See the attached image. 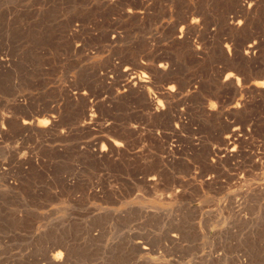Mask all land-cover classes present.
Instances as JSON below:
<instances>
[{
  "label": "rangeland",
  "instance_id": "obj_1",
  "mask_svg": "<svg viewBox=\"0 0 264 264\" xmlns=\"http://www.w3.org/2000/svg\"><path fill=\"white\" fill-rule=\"evenodd\" d=\"M263 39L264 0H0V264H264Z\"/></svg>",
  "mask_w": 264,
  "mask_h": 264
},
{
  "label": "bare ground",
  "instance_id": "obj_2",
  "mask_svg": "<svg viewBox=\"0 0 264 264\" xmlns=\"http://www.w3.org/2000/svg\"><path fill=\"white\" fill-rule=\"evenodd\" d=\"M248 3V2H247ZM246 3V4H247ZM249 3H251V2H249ZM253 4H255L254 2H253ZM244 6V5H243ZM254 6V5H253ZM250 7H252V5L250 6ZM242 8V7H241ZM254 8V7H253ZM143 10V9H142ZM251 10V9H250ZM133 11H135V10H133ZM144 12V11H143ZM131 12L130 11H128V15L130 14ZM143 14V13H142ZM245 14V13H244ZM249 14V13H248ZM248 14H246V16L248 15ZM195 15H197V14H195ZM132 16V15H131ZM137 16V15H136ZM139 16V15H138ZM143 16V15H142ZM249 16V15H248ZM250 16H251V14H250ZM253 16V15H252ZM185 19H186V17H185ZM226 19V18H225ZM229 19V18H228ZM234 19V18H233ZM236 19V18H235ZM189 21V20H188ZM184 22V21H183ZM193 22H195L194 20H193ZM198 22V21H197ZM238 22H240V21H238ZM248 23V22H247ZM192 24H194V23H192ZM244 24V23H243ZM190 26H191V24H190ZM235 26V25H234ZM194 27V26H193ZM181 29V28H180ZM194 29V28H193ZM238 31V30H237ZM256 31V30H255ZM183 33V32H182ZM181 33V34H182ZM257 33V32H256ZM174 34V33H173ZM184 34V33H183ZM189 34V33H188ZM192 34V33H191ZM183 36V35H182ZM252 36V35H251ZM255 36V35H254ZM259 36V35H258ZM191 37V36H190ZM210 37V36H209ZM206 38V37H205ZM210 39V38H209ZM113 40V39H112ZM176 40V39H175ZM264 40V39H263ZM185 41V40H184ZM245 41V40H244ZM260 42V41H259ZM249 43V42H248ZM245 44H246V42H245ZM231 46V45H230ZM258 45H256V43L255 42H251L250 41V43L249 44H247L246 46H245V49H244V52H242L243 54H244V58L246 59V61H252V60H254V57H255V54L257 53V49H258V47H257ZM263 46V45H262ZM264 47V46H263ZM237 49V48H236ZM230 51V50H229ZM235 52H237V50L235 51ZM198 53V52H197ZM235 54V53H234ZM258 54V53H257ZM236 55H238V54H236ZM240 55V54H239ZM235 56V55H234ZM236 57V56H235ZM239 57V56H238ZM2 59V58H1ZM238 59V58H237ZM261 59V58H260ZM3 60V59H2ZM2 60H0V66H2L3 64H5V63H1L2 62ZM240 60V59H239ZM241 61V60H240ZM242 61H243V59H242ZM257 61V58H256V60H255V62ZM255 65V64H254ZM159 69H164V65H159V66H157ZM262 70V72H261V75L262 76H264V68L263 69H261ZM128 72H130V71H128ZM128 72H126V75L128 74V75H130V73H128ZM239 73V72H238ZM133 74V73H132ZM124 75H125V72H124ZM131 76V75H130ZM128 77V76H127ZM141 77H144V76H141ZM234 77V76H233ZM130 78V77H129ZM231 78H232V75H227L225 78H224V81H230V82H232V80H231ZM246 78V77H245ZM241 79V78H240ZM145 80V79H144ZM236 80H234V82H235ZM130 84H132L133 86L134 85H139V84H141L142 82H144V81H142V80H140L138 77H134V76H132L131 78H130ZM128 82V83H129ZM246 82V81H245ZM145 83V82H144ZM143 83V84H144ZM147 83H149V82H147ZM197 83V82H196ZM238 82H236V84H237ZM263 83H264V81H263ZM151 84V83H150ZM168 84V83H167ZM169 85V84H168ZM168 85H165V86H168ZM227 85V84H226ZM225 85V86H226ZM142 86V85H141ZM236 86V85H235ZM238 86V85H237ZM236 86V87H237ZM148 87H150V85L148 86ZM264 87V86H263ZM139 88H142V87H139ZM171 88H174V87H167V92H169V94H170V92L172 91V89ZM251 88V87H250ZM121 88H119V90H120ZM151 89H152V87H151ZM175 89V88H174ZM228 89V88H227ZM234 89V88H233ZM232 89V90H233ZM245 89V88H244ZM127 90V89H126ZM140 90V89H139ZM142 90V89H141ZM147 90V89H146ZM150 90V89H149ZM153 90V89H152ZM151 90V91H152ZM165 90V91H166ZM236 90V89H235ZM118 91V90H117ZM157 91V90H156ZM159 91H161V90H159ZM173 91H175V90H173ZM130 92V91H129ZM141 92V91H140ZM158 92V91H157ZM226 92V91H225ZM233 92V91H232ZM84 93V92H83ZM131 93V92H130ZM166 93V92H165ZM128 94V93H127ZM142 94V93H141ZM151 94V93H150ZM220 94V93H219ZM82 95L83 94H79V93H76V94H72V95H70L69 94V99H75L76 97H82ZM130 95V94H129ZM139 95V94H138ZM151 95H153V93L151 94ZM150 95V96H151ZM156 95V94H155ZM159 95V94H158ZM236 95V94H235ZM141 96V95H140ZM146 96V95H145ZM148 96V95H147ZM163 96V95H162ZM242 96V95H241ZM128 97V96H127ZM137 97H139V96H137ZM136 97V98H137ZM153 97V96H152ZM155 97V96H154ZM157 97V96H156ZM164 97V96H163ZM169 97V96H168ZM172 97V96H171ZM85 98L86 97H84V100H85ZM77 99V98H76ZM75 99V100H76ZM78 99H80V98H78ZM77 99V100H78ZM81 99H83V98H81ZM138 99V98H137ZM141 99V98H140ZM140 99L138 100V101H140ZM156 99H158V98H156ZM159 99H161V96L159 97ZM249 100V99H248ZM87 102V101H86ZM137 102V101H136ZM236 102V101H235ZM238 102V101H237ZM243 102V101H242ZM86 104V103H85ZM236 104V103H235ZM238 104V103H237ZM240 104V103H239ZM87 105V104H86ZM85 105V107L83 108V120H84V122H83V124L84 125H88V124H90L93 120H94V118H93V114L91 115L90 113L92 112L90 109H88V105L86 106ZM211 105V104H210ZM145 106V109L148 111V113H149V115H150V117L151 116H159V114H161L162 116H164V118H165V113H161L162 112V110H163V107L161 106V104L158 102V101H156L154 98H151V97H143V107ZM165 106V105H164ZM171 106V105H170ZM240 106V105H239ZM169 107V106H168ZM213 107V106H212ZM90 108V107H89ZM92 109V108H91ZM144 109V110H145ZM166 109V108H165ZM168 109V108H167ZM170 109H171V107H170ZM207 109H209V108H207ZM52 110V109H51ZM91 112H90V111ZM93 110V109H92ZM232 110V109H231ZM234 110H237V108L236 109H234ZM170 111V110H169ZM51 112V111H50ZM168 112V111H167ZM167 112H166V114H167ZM54 114H55V112H53ZM52 113V114H53ZM171 113H174L175 114V112H173V110H172V112ZM184 114V113H183ZM208 115V114H207ZM210 115V114H209ZM208 115V116H209ZM211 116V115H210ZM209 116V117H210ZM213 116V115H212ZM211 116V117H212ZM176 117H178V116H176ZM185 117V116H184ZM214 117V116H213ZM246 117V116H245ZM46 118V117H45ZM164 118L162 119V120H164ZM168 118V117H167ZM222 118V117H221ZM227 118V117H226ZM175 119V118H174ZM2 120H4V119H2ZM45 120V119H44ZM168 120H170V117H169V119ZM184 120V119H183ZM213 120V119H212ZM211 120V121H212ZM34 122L35 121H33L32 119H23L22 121H21V126L23 127V128H29V127H31V126H33L34 125ZM54 122H55V120H54V115L53 116H50L48 119H46V125H49V127L48 128H50V126H54ZM158 122H159V120H158ZM165 122H166V120H165ZM171 122V121H170ZM247 122V121H246ZM4 123V122H3ZM36 124V123H35ZM56 124V123H55ZM92 124V123H91ZM90 124V125H91ZM161 124V123H160ZM177 126H179V121L177 122ZM183 124V123H182ZM197 124V123H196ZM82 125V124H81ZM180 125H181V122H180ZM4 126V125H3ZM35 126V125H34ZM37 126H39V125H37ZM45 127V126H44ZM85 127V126H84ZM89 127V126H88ZM48 128H45V129H48ZM54 128V127H53ZM133 130H136L137 131V125L136 126H132L131 127ZM175 128V127H174ZM180 128V127H179ZM241 128V127H240ZM4 129V127H2L1 128V131ZM237 129V128H236ZM236 129H234V130H232L229 134H227V136H225L224 137V139H222L223 140V147L222 148H220V149H216L215 151H214V149L213 150H211L209 153H211L210 154V156L211 155H215L216 157L218 156V155H220V154H222L223 156H225V157H230V156H234L237 152V150L235 149L236 147H238L240 144V142L238 143V146L236 145V143H237V141L239 140L238 138V135H237V133H238V129L236 130ZM141 130V129H140ZM240 131H242L241 129H239V132ZM176 133V132H175ZM240 133H242V132H240ZM239 133V134H240ZM116 136V135H115ZM120 136V135H119ZM113 140H115V138L113 139ZM171 143V142H170ZM114 147H115V149L117 148V149H120V147H121V142L119 141H113L112 143H111ZM127 144V143H126ZM124 145V144H123ZM242 145V144H241ZM125 146V145H124ZM236 146V147H235ZM110 147V146H109ZM240 147V146H239ZM101 150L98 152L97 150H96V152H98V154H103V148H100ZM113 149V148H112ZM117 149H116V151H117ZM264 149V148H263ZM115 151V150H114ZM114 151H113V153H114ZM122 152V151H121ZM241 152V151H240ZM112 153V154H113ZM116 153V152H115ZM118 153V152H117ZM116 153V154H117ZM97 154V153H96ZM105 154V153H104ZM106 154H107V152H106ZM119 154H120V152H119ZM119 154H118V156H119ZM114 155V154H113ZM121 155V154H120ZM264 155V154H263ZM103 156V155H102ZM117 156V155H116ZM124 156V155H123ZM209 156V155H208ZM221 156V155H220ZM222 156V157H223ZM99 157H101L100 155H99ZM112 157V156H111ZM115 157V156H114ZM225 157H223V158H225ZM235 157V156H234ZM218 158V157H217ZM222 158V159H223ZM261 158V157H260ZM226 159V158H225ZM229 158H227L226 160H228ZM233 159V158H232ZM250 159V158H249ZM214 160H216L215 158H214ZM253 160V159H252ZM217 162H218V160H217ZM212 164V163H211ZM215 164V163H214ZM213 165V164H212ZM256 166V165H255ZM3 169H4V167H3ZM2 170V169H1ZM2 173V172H1ZM198 175V174H197ZM147 182L149 183V184H154V177H147ZM208 182H210L212 179L211 178H207L206 179ZM210 180V181H209ZM156 182V181H155ZM262 191V190H261ZM179 193V192H178ZM175 194V193H174ZM171 196H173V194L171 195ZM171 196H170V198H171ZM175 196V195H174ZM167 198H169V197H167ZM173 198H175V197H173ZM172 198V199H173ZM162 199V198H161ZM63 248V247H62ZM62 249H60V250H58V251H55V253L50 257V259L48 260V262H47V264H63L64 263V256H65V254H64V256H63V252L61 251ZM66 251V250H65ZM65 251H64V253H65ZM67 261V260H66ZM65 261V262H66ZM65 264V263H64Z\"/></svg>",
  "mask_w": 264,
  "mask_h": 264
}]
</instances>
